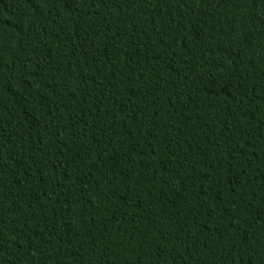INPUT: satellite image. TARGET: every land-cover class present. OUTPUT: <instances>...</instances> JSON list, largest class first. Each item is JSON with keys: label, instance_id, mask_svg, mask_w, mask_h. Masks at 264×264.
Segmentation results:
<instances>
[{"label": "trees", "instance_id": "obj_1", "mask_svg": "<svg viewBox=\"0 0 264 264\" xmlns=\"http://www.w3.org/2000/svg\"><path fill=\"white\" fill-rule=\"evenodd\" d=\"M260 0H0V264H264Z\"/></svg>", "mask_w": 264, "mask_h": 264}, {"label": "snow or ice", "instance_id": "obj_2", "mask_svg": "<svg viewBox=\"0 0 264 264\" xmlns=\"http://www.w3.org/2000/svg\"><path fill=\"white\" fill-rule=\"evenodd\" d=\"M259 6L261 7V10L264 11V0H260ZM0 87H3V85L0 84Z\"/></svg>", "mask_w": 264, "mask_h": 264}]
</instances>
